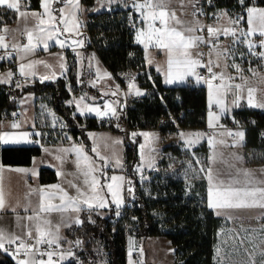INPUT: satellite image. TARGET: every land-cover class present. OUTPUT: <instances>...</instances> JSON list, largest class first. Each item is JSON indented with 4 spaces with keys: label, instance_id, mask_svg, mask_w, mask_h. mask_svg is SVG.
I'll list each match as a JSON object with an SVG mask.
<instances>
[{
    "label": "trees",
    "instance_id": "obj_1",
    "mask_svg": "<svg viewBox=\"0 0 264 264\" xmlns=\"http://www.w3.org/2000/svg\"><path fill=\"white\" fill-rule=\"evenodd\" d=\"M82 1L85 6H92L96 0ZM232 2L233 0H219V6L226 7ZM257 4H264V0H257ZM33 5L39 7V0H34ZM126 14L127 8L124 6L91 13L86 27L91 39L89 47L97 51L105 67L119 80L121 86L126 84L120 81V74L132 71L136 73L139 86L146 90L139 100L127 105L125 116L119 120L113 119L112 124L106 126L117 132L126 131L127 134L126 168L135 182L138 234L142 238L168 237L175 248L174 264H219L215 260V243L222 219L208 205L205 178L190 191L185 182L175 176H168L166 181L158 184L150 197L138 189L136 167L140 162V136L131 137L132 132L157 127L161 115H173L182 128L199 127L206 118L207 94L204 86L164 85L161 75L147 66L144 49L135 41V32L129 28ZM16 21L17 13L0 7V29ZM73 78L72 70L68 79L35 81L22 88L0 84V119L6 112L17 109L16 103L20 96L26 92H34L39 100L46 101L52 107L55 115L60 114L64 118L71 133L80 135L90 150L91 142L86 136V130L105 125L98 124L94 116L74 115V106L67 104L70 97L67 83L72 82ZM234 114L242 120L253 118L254 124L245 127V155L253 164H264V109H236ZM159 128L163 132L176 130V126L172 124L160 125ZM165 150L177 153L179 149L175 144H170ZM41 153L42 148L38 145L5 146L0 142L2 165H30ZM56 180L57 173L54 169L41 168L42 183ZM110 217L96 214L92 223L88 219L86 208L83 210L82 225L70 228L67 232L72 238L86 240L81 252L83 260L67 261L64 264H88L97 253V244H104L108 248L110 264H127L126 231L123 228L114 230ZM0 264L17 262L0 249Z\"/></svg>",
    "mask_w": 264,
    "mask_h": 264
},
{
    "label": "crops",
    "instance_id": "obj_2",
    "mask_svg": "<svg viewBox=\"0 0 264 264\" xmlns=\"http://www.w3.org/2000/svg\"><path fill=\"white\" fill-rule=\"evenodd\" d=\"M127 1L128 0H96L92 6H85L83 4V1L79 0L80 9H81V11L77 13V19L80 22V27L78 29L79 35L66 34L65 36H62L61 39H65L67 41V46L64 48H61L54 41H48L49 46L47 49H45L43 45H41L35 50V52L29 53L27 56H25L24 59H21V53L17 51L16 56L19 65L21 63L28 64L30 62L45 61L47 65L51 66V67H46L45 64L35 63L33 69L31 70L35 72V75L29 74L33 78V82L52 81L57 78L68 79L73 70L74 72L73 81L72 82L68 81L67 83L70 92V97L67 100V104H69L68 101L70 100L79 101L80 97H84V100L81 102L80 105L82 108L85 105H88L93 107L99 106L101 110H106V105L111 104L112 107L115 108L116 110V115L115 116L108 115V117L115 120H119L120 118L126 115V108H127V105L123 104L118 98V92L121 88V84L114 75L112 74L105 75L106 73L109 74L110 72L101 61L97 51L94 48L89 47L91 43V39L87 31L86 23L89 19V14L100 12L103 10H111L118 6L126 7ZM33 2L34 0H26V7H25V0H22V9L29 12L32 11L42 12L43 9L41 7V0H39V7H35L33 5ZM137 2H143V0L134 1V3ZM192 3H189L188 0H185L186 7L184 6L183 8H181L180 0H172L171 5L169 6V9L175 10L177 17L181 21L185 22L183 25V27L185 28L193 27L194 22L196 20H198L202 24V20L193 16L191 12ZM251 6H256V5H251ZM60 7H63V4H53L54 9H59ZM185 10H188L191 13L192 17L191 16L186 17L184 15ZM220 11L227 13L225 7H220ZM55 14L59 15L58 12ZM225 19L227 18H224V20ZM17 20H18V14H17ZM81 21H84L85 25L82 24ZM31 22H32L31 25L32 28L33 27L32 19ZM169 23L172 24L173 22L170 21ZM9 25L5 26L7 27V29H9V31L5 34L6 43L8 39L11 40V38L13 39V37L16 36V31L14 30V28H9L8 27ZM159 26H160L159 22H157L156 27ZM246 27L248 30L249 25L246 24ZM141 29L147 30V22L143 19L137 24L136 28L134 29L135 41H136V32ZM21 31L25 32V29L21 28L19 30V33ZM195 34L199 35L198 32ZM72 40H82L83 44L82 46L72 44L71 43ZM225 41H226L225 39L222 41L217 52H221L225 48ZM26 43H27V39L24 44ZM18 44L23 45L20 42L19 36H18ZM138 44H140L144 49L145 61L147 66L149 68H153L158 74L161 75L164 85L166 86L184 85L191 77H193V76H188L183 81L176 80V82L171 84L165 83V79H166L165 73H166L167 59H168L166 52L162 49L155 47L154 44H150L147 48H145L144 44L141 43ZM262 50L264 51V48ZM190 51L192 52L193 58H198L197 48L191 49ZM71 59L75 60L73 64H70ZM220 63L223 62L218 59L215 60V65L219 74L222 73V71L219 70ZM61 64L64 65L63 69L61 68ZM92 68H95L98 74L103 75V78L100 82H96L93 80L91 76ZM63 72H65L64 76L62 75ZM6 73L8 72L0 71V79H3ZM43 76L52 77V78L41 80V77ZM223 76H224V82L226 84L231 85V83L229 82L230 77L228 75H225V73H223ZM133 83L136 85V88L139 89V91L140 90L143 91V88L139 86L137 81H134ZM0 84H4V83H0ZM9 84L10 83H8L7 85ZM127 89L129 92L135 93L136 91L135 89H130L129 84L127 85ZM229 91L230 89L227 90L224 94H218L216 92V89L214 91V100L221 99L225 104V111L221 113L219 106L213 103L216 105V110H218L217 116L219 118L222 116L234 114V110L232 111L235 105L233 103L234 98L228 94L230 93ZM113 93H115V95H113ZM206 94H207V86H206ZM242 100H245L247 102L246 98H242L241 101ZM207 104H209L208 99H207ZM69 105L74 106L75 108L74 113L77 115L83 117L85 116H94L96 118L99 117L95 113L85 112L84 114H80L75 104H69ZM16 106L17 109L6 112L5 115H3V117L0 119V132L34 133V130H37L39 126L48 123V119L46 118L44 111L50 112V110H52V107L46 101L39 100V96L34 92H26L22 96H20L16 103ZM253 108L264 109L261 107H253ZM17 115H19V117H16ZM216 121L217 119H215V121H213L212 123L215 124ZM13 123H18L20 127L18 129L12 128L11 125ZM207 123L209 125L208 120ZM152 129L159 130L162 134H168L170 132H173V131L163 132L159 127H155ZM176 130H188V131L193 130V131H202L204 133V138H202V140L197 141V143H194L195 144L194 148L199 147V145L202 144L205 147V150H207V164L205 168L206 169L212 168L213 183L224 181L225 184H227L231 180H239L240 183L234 184L233 186L244 187L245 180L251 179L253 183L247 185L248 187H264V184L259 183L260 181H264V164H253L250 162L249 158L245 155V149H244L245 129L239 130L244 132V138L238 144H234L233 142L239 140V138L238 137L234 139L230 138L229 135H227L228 132L225 130L214 131L212 134H208L206 131L198 128H181ZM85 133L87 138L91 142V147L92 148L96 147L98 151L106 152L107 150H113L114 148H117L118 156L122 166H117L116 168H119V170H121L124 174L123 167L126 162V136L124 132H117L105 126L97 129H88L86 130ZM208 138L213 139L212 145H209ZM29 139L34 141L33 135L30 136ZM100 140H103V142L101 143ZM115 141H120V143H115ZM175 141H181L187 148H189L191 145L188 144L183 139L172 140L170 142H167L163 146L161 152H163L164 147L170 145L171 143H178ZM219 141H225V143L221 144L219 143ZM1 143L5 146L34 144L42 148V153L36 156L30 165L3 164L4 170L2 174H0L3 177V187L5 190V199H6L5 208L0 210V227L4 228L6 233L8 234L18 235L25 239L26 237L24 236V233L28 230V228H34L35 221L30 222L27 221L26 219H21L18 221L17 216L23 218L33 215L32 209H35L37 207L40 197L36 192H33L32 190L40 189V188L51 190L48 188V186L58 184L65 191L68 192L69 196L76 197L77 195L76 189L71 185L72 184L78 185L82 189L85 187L83 184V176L82 174H80V169H78L76 165L77 157L75 159L70 158L75 153L71 151V149L73 148V146H82L85 153H87V155L89 153L87 151V146L85 142L81 139V136L74 134H71L69 137L66 138V140L62 138H58L54 141H50V142L43 141L38 144L26 143V142L19 144L3 143V142ZM44 149H48V151L45 152ZM63 149H68L69 151L64 152L62 151ZM214 155L216 156L215 162L212 159ZM57 156H60L62 160H57L56 159ZM236 156H240L243 159L237 160ZM110 162H113V164L110 165ZM231 165H234L235 167L232 168L230 167ZM115 166H116L115 160L114 161L110 160L107 163V167L103 168L106 175L104 176L103 182L101 184L106 185L107 183L111 182L106 180L107 173L109 170L112 171L113 173V171L115 170L114 169ZM42 167H49L51 169H54L57 173V180L53 182L42 183L40 181V170ZM16 168L29 169V170L34 169L36 175H33L31 172H16L9 170ZM238 169L249 170L251 175L247 178L243 175V172H240V174L237 175ZM58 172L62 174L58 175ZM205 179L207 181V201L209 205V200H208L209 181L207 179L206 172H205ZM104 193L105 195H107V197L106 196L105 197L108 201L107 207L105 208L88 209L86 207L81 206V211L79 213L69 211L67 213L60 214L53 212L50 215L46 216L47 219L51 220L52 225H56V224L61 225L59 230L60 239L71 238L67 233L68 230L70 228L79 227L82 225V224L72 223L71 227H67L63 223H61V221L64 220L67 221L68 223H71V220L77 217L79 220L83 221V210L85 208L88 219L92 223L94 222V220L92 217L90 218V214L88 215L89 212L98 213L102 217L111 216L113 211L116 209V206L112 201L111 194L108 193L107 190H105ZM59 202H60L59 199L52 200V203L58 204ZM29 203L31 207L28 209V211H25V206H28ZM13 208H15V211L12 210ZM211 209L214 211L216 216L222 219L221 225L217 231V240L215 243V260L219 264H228V262L225 261L226 259L219 261L216 256H227L226 254H228L230 251L229 247L235 243H238L239 238L241 237H245V239L249 241L250 240L254 241L253 245H255L258 248L259 252L264 251V248L261 249V245L264 243V209H261L259 207L242 208V209H235V208L233 209L211 208ZM99 211L102 213H99ZM53 231H55L54 228ZM33 236H36L35 231L33 232ZM153 237L154 236H148L146 239L148 241ZM158 237H162V236H158ZM4 243H7V240ZM222 246L224 247L223 251L222 252L219 251V255H218L217 250L218 249L220 250V247ZM37 247L39 248V245ZM63 253L67 258L64 259L62 262H56L52 257V260L55 262V264H64L65 262H67L68 252L65 251ZM32 258H35L36 260H40L37 258L36 255L34 257L26 256L24 259H32ZM41 260H47V258ZM94 260L95 259L92 258V261H88V264H93ZM127 263H128V257H127Z\"/></svg>",
    "mask_w": 264,
    "mask_h": 264
},
{
    "label": "snow or ice",
    "instance_id": "obj_3",
    "mask_svg": "<svg viewBox=\"0 0 264 264\" xmlns=\"http://www.w3.org/2000/svg\"><path fill=\"white\" fill-rule=\"evenodd\" d=\"M189 3H192V0H188ZM199 0H195V3H198ZM206 2H210V0H206ZM172 0H143V2H137L133 4V7L140 12V15L143 20L147 22V30H138L136 32V41L138 43L144 44L145 48H147L150 44H154L155 47L162 49L166 52L167 59V68H166V79L165 83L171 84L176 82V80L183 81L188 76H194L196 78V83H201L202 78L199 77L195 71L197 67L206 68L207 72L211 74V78L207 80H203L204 83L207 84L209 88V107L211 108L212 104L215 103L219 106L221 113L225 111V104L221 99L213 100V88L214 85L212 83L213 80L220 79L221 83L216 85V92L218 94H224L229 89L241 90L244 86L241 84H226L224 82L223 73L219 75L213 73L212 69V61L209 60L208 64H203L202 61L198 58L192 57L191 49L197 48L200 43L209 44V40H205L203 36L196 35L195 33L199 31H203L205 28L207 30L208 36L212 38L218 39L219 36H233L237 37V32L239 31L240 36H244L247 38V47L251 51L252 49L257 47V43H254L251 39L254 35H258L260 37L258 41V45L261 48H264V8H258L255 6H248L245 8L246 13V23L249 25L248 30L237 29L232 27L231 25H238L241 20L244 19L243 16H237L235 19L228 17L226 12H220L217 15V19L227 18L229 27H221V26H211V25H201V23L196 20L194 22L193 27H183L184 21H181L177 15L175 10H170L169 6L171 5ZM238 3L242 6L245 3V0H238ZM53 4H63V7L59 9H54ZM185 6V0H180V7L183 8ZM0 7H4L8 10H12L18 14V16L24 19L25 22L28 21L29 18L33 20V27L31 29H25V34L27 36V43L23 45L13 44L12 48L21 53V59H24L29 53L35 52V50L43 45L45 49L48 48V41H54L61 48L67 46V41L65 39H61L62 36L66 34H75L79 35V27L80 22L77 19V13L81 11L79 0H41V7L43 9L42 12L36 11H22V0H0ZM26 7V0H25ZM195 7V4H193ZM59 13L56 15L55 13ZM197 13L203 14L202 9H196L193 12V16H196ZM173 23L170 24L169 22ZM159 22V27H156V23ZM179 26V27H178ZM182 29V30H181ZM9 31L7 27L0 29V49H7L9 45L6 41V33ZM187 33V35H186ZM72 44L82 46V40H72ZM225 58H227L228 50L224 49ZM253 55H258L261 58H264V51L259 53H252ZM6 55L11 57L12 52H7ZM202 55L201 53H197V57ZM220 53H217V57L219 58ZM5 57L0 56V60H3ZM151 62V61H149ZM35 63L45 64L46 67H51L47 65L45 61H36L30 62L28 64L21 63L19 65V71L22 75H35V72L31 71L34 67ZM218 66V65H217ZM239 70L238 65H233ZM61 68H64V65L61 64ZM27 70V71H26ZM14 74L9 71L6 73L3 79H0V83L8 84L11 83V78ZM110 75V74H105ZM52 77L43 76L41 80L50 79ZM231 79V78H230ZM243 79V77L241 78ZM20 87L19 84L16 85ZM95 86V85H93ZM130 89H135L136 95H142V93L136 89V85L134 83L129 84ZM256 92L255 88L248 87L247 88V103L249 106L253 107H261L264 108V103H254V93ZM115 95V93H113ZM240 97L237 96V99L233 101L234 104L238 106ZM84 100V97H80L79 101L70 100L69 104H75L79 113L84 114L95 113L99 117H105L108 115L115 116L116 110L112 107L111 104L106 105V110H101L99 106H88L85 105L83 108L80 106L81 102ZM75 115V113H74ZM219 119L218 116H215L214 113L209 112V126L214 127L215 125L212 123V118ZM64 125L61 124V127ZM12 128L18 129L20 125L18 123H13L11 125ZM32 135L40 136L41 133L35 132H20V133H9V132H0V142L3 143H39V141L30 140L29 137ZM91 135V134H90ZM138 135L137 133H132V136L135 137ZM139 135H143L147 138L150 134L148 133H140ZM196 136L198 139L203 135L200 133L191 134ZM229 136H236L239 140L234 141V144H238L244 138L243 131H237L235 133L228 132ZM183 137L184 134L181 133ZM195 141L189 140L188 144H192ZM115 143H120V141H115ZM209 145L213 144V139L208 138ZM219 143L224 144L225 141H219ZM141 148V159H144L143 156V148L144 145H140ZM45 152L48 149H44ZM62 151L67 152L68 149H63ZM71 151L76 154V165L78 169H82L81 174L83 176V184L85 188H81L78 185L72 184L71 186L76 189V197L69 196L68 192L65 191L60 185H50L48 186L51 190H46L44 188L34 189L33 192H36L39 197V203L35 209H32L33 215L27 217H19L17 216V220L26 219L27 221H35L34 228H28V230L24 233V236L28 239L33 238V232L35 231V244H27L25 239L21 236L8 234L5 229L0 227V248L4 247V242L7 240L9 244H16L19 241V246L17 248V252L21 249L24 250L25 256H47V260H36L32 259H21L17 261V264H55L52 260L54 255L51 251L40 252L38 245L47 244L49 247L52 245H58L60 241L59 230L60 224L52 225L51 220L47 219L46 216L50 215L53 212L64 214L69 211L79 213L81 211V206L86 207L88 209L93 208H105L107 207L108 201L105 197L104 190L106 188L108 193H111L112 201L116 204L117 208L123 203V200L120 198V184H116L117 181L124 182L125 177L113 175L108 177L111 181L106 185L101 184V180L98 178L97 173L101 175H106L103 172V168H98L96 166V162L93 157H90L85 153L82 146H73ZM93 153L96 154L97 157L101 161H105L107 157L101 156L96 147L91 149ZM57 160H62L60 156L56 157ZM215 162L216 156L212 157ZM237 160H242L243 158L240 156H236ZM116 166H122L119 158L115 159ZM151 167V164L149 165ZM104 167H107L105 164ZM230 167L234 168V165ZM3 165L0 164V174L3 172ZM10 171L16 172H31L33 175H36L35 170L29 169H9ZM140 166H137V171H140ZM201 172H206L207 179L209 181L208 188V200L209 207L213 209H242V208H254L259 207L264 209V187H248L253 183L251 179L245 180L244 187H235L234 184L240 183L239 180H231L227 184L224 181H219L218 183H213V175L212 168L200 169ZM243 172V175L247 178L251 175L249 170H237V175ZM62 173L58 172V175ZM130 183V181H129ZM259 183L264 184V181H260ZM86 189V190H85ZM131 192V189H129ZM82 198V199H79ZM59 199V203H52V200ZM6 206L5 199V190L3 187V177L0 175V210L4 209ZM31 207L30 203L28 206H25V211ZM15 211V208L12 209ZM219 214V213H218ZM117 215L119 213L117 212ZM63 223L67 227H71L72 223L82 224L83 221L79 220L78 217L71 220V223L62 220ZM53 228L55 231H53ZM77 245L82 242L77 240L75 242ZM218 255H219V249ZM59 255L60 260H64L67 257L64 253H55ZM72 252L68 253V256H73ZM260 255L264 257V251H261ZM129 257L131 258V249H129ZM129 264H132L131 259L129 260ZM143 264V262H141ZM254 264V261H253ZM264 264V261H262Z\"/></svg>",
    "mask_w": 264,
    "mask_h": 264
},
{
    "label": "built area",
    "instance_id": "obj_4",
    "mask_svg": "<svg viewBox=\"0 0 264 264\" xmlns=\"http://www.w3.org/2000/svg\"><path fill=\"white\" fill-rule=\"evenodd\" d=\"M135 0H128L126 4L127 8V21L128 26L130 29H135L137 24L142 20V17L140 15V12L137 11L136 8L133 7ZM248 1L250 2H256L257 0H245L244 5L238 3V0H233V2L225 7V10L228 13V17H231L232 19H235L237 16H243L244 19L241 20V22L238 25H231L232 27L243 30H247L246 27V13L245 8L247 7ZM193 4H195V7H193ZM219 6V0H210V2H206V0H199L198 3H195V0H193V3L191 5V12L193 14L196 9H202L203 14L197 13L195 17L202 20L201 25H211V26H221V27H229L228 19L220 18L217 19V15L220 11ZM82 24L85 25L84 21H81ZM200 36H203L205 40H209V44L200 43L197 47V53H201L202 55L198 56V59L202 61L203 64H208L209 60L212 61V69L213 73L219 75V72L217 71L215 60L218 59L222 61L225 64L230 63L234 58V47L237 46V44L242 41L244 36L239 35V31L237 32V37H233L231 35L229 36H219L218 39L212 38L208 36L206 28L203 31L198 32ZM224 37H228L230 40H232L234 43L231 46L225 45L224 49L228 50L227 58H225L224 49L221 52H217L218 48L220 47L222 41L224 40ZM19 39L21 44H24L26 42L27 36L24 31H21L19 33ZM247 39V38H246ZM252 41L254 43H257V47L252 49L251 51L246 49L245 51V57H244V63L245 66L248 68H255L260 65V63L264 60V58L259 57L258 55H253L252 53H259L263 51L261 47L258 45V41L260 37L258 35H254L251 37ZM7 44L9 47L7 49H1L0 50V56H4L5 58L3 60H0V71H11L14 75L11 78V83L14 88H22L28 84H31L33 82V78L29 75L25 76L22 75L19 71V62L17 60V50H14L12 48V45L14 44L10 39L7 40ZM7 52H12L11 57H8L6 55ZM217 53H220L219 58L217 57ZM75 62L74 59H71L70 64H73ZM197 75L202 78L201 83H196V78L193 76L191 77L186 85L188 87L193 86H204L206 88L207 84L203 82V80H207L211 78V74L207 72L206 68L204 67H197L195 69ZM111 75V73H109ZM62 75H65V72L62 73ZM91 76L94 81L100 82L103 78V75H100L96 72L95 68L91 69ZM120 81L124 82L126 85L121 86L119 92H118V98L120 101L128 105L130 102L139 100L141 98V95H136L134 92H129L127 89V85L130 83H133L136 81V73L132 71H126L120 74L119 76ZM213 85H219L221 83L220 79H216L212 81ZM19 84L20 87H17L16 85ZM104 107V106H103ZM250 106L245 100H242L239 102V105L237 109H246ZM216 110V105L212 104L211 108L209 107V104L206 106V118L204 120V123H202L198 129L206 131L208 134H212L214 131H220L225 130L227 132H237L241 129H245L247 125L254 124L252 117H247L246 120H242L240 117H238L235 114L226 115L220 117L216 122L214 127H210L207 123V116L210 111ZM5 115V114H4ZM16 117H19L17 115ZM98 124L110 126L112 124L113 119L105 116V117H98L97 118ZM124 121V119H123ZM61 124L64 126L61 127ZM164 124H172L176 126V129H181L182 127L179 124V121L177 118H175L173 115H161L158 121L157 127ZM127 129V128H126ZM35 132L41 133L40 136L33 135L34 141L40 142H50L54 141L58 138H62L66 140L67 137H69L71 133V128L66 125L64 118L60 114H56L54 118L52 119V122L50 124H43L37 128V130H34ZM230 138L234 139L237 138L236 136H229ZM38 144V143H35ZM113 162H110V165H112ZM125 204L121 207L116 208L113 213L111 214V224L114 226V230L117 228H123L126 231V248L131 249L133 252V260L135 264H141L143 261V255L141 250V243L142 238L138 234V228H137V222H138V216L136 214V209L138 206V203L136 201V191H135V182L132 176L129 172L125 171ZM112 171H108L107 173V181H110L108 177H111ZM130 181V183H129ZM129 189H131V192H129ZM117 212L119 215H117ZM80 239L78 238H68V239H60L58 245H52L49 247L47 244L39 245V251L40 252H46L51 251L54 253H63L65 251L72 252L73 256H68L67 261H73V262H80L81 259V252L82 247L81 244L77 245L75 242ZM25 242L27 244H35V236H33L32 239L25 238ZM19 246V241L16 244H9L4 243V247L0 248L3 250L6 254H8L14 261H18L21 259H24L26 256L24 254V250L21 249L19 252H17V248ZM38 259H46L47 256H39L36 255ZM53 259L56 262H62L63 260H60L59 255L54 254Z\"/></svg>",
    "mask_w": 264,
    "mask_h": 264
},
{
    "label": "rangeland",
    "instance_id": "obj_5",
    "mask_svg": "<svg viewBox=\"0 0 264 264\" xmlns=\"http://www.w3.org/2000/svg\"><path fill=\"white\" fill-rule=\"evenodd\" d=\"M251 5H256L255 7L258 8H264V4H257L256 2H250L247 3V7ZM186 7V4H185ZM22 11H26L21 9ZM184 15L186 17H190L191 13L188 10H185ZM192 17V16H191ZM32 25L31 18L28 19L27 22L24 21V19L20 18L18 16V20L15 24H10L9 28H14L16 31V36H12L11 41L14 44H18V36H19V30L21 28L23 29H30ZM13 30V31H14ZM225 45H233V41L230 40L228 37H224ZM247 49V39L244 38L242 41H240L237 46L234 47V58L233 60L228 63H220L219 70L222 71V73H225V75H228L231 79L229 82L231 85L233 84H241L244 87L241 90L236 89H230V93H228L230 96H232L234 99H237V96L240 97L239 102L242 98L247 99V88H255L256 92L254 93V103H264V61L260 63L259 66L255 68H248L245 66L244 63V57H245V51ZM233 65H238L239 70H237L236 67ZM30 76V75H29ZM243 77V79H241ZM138 83V82H137ZM137 89V88H136ZM215 86L213 88V100H214V91ZM139 90V89H138ZM142 93V96L145 94L146 90L143 89V91L140 90ZM19 99V98H18ZM207 99L209 102V88L207 86ZM232 100V101H233ZM238 102V105H239ZM238 106L235 104L232 111L235 110ZM215 114V116L218 115V110L210 111ZM44 114L46 118L48 119V122L52 121V119L55 116L54 110L44 111ZM207 120L209 121V113ZM215 121V117L212 118V122ZM138 135L140 133H148L150 134L147 138H145L143 135L140 136V142L138 146V153H139V159L140 162L138 166H140L141 170L137 171L138 173V182H139V190L145 194L146 196L150 197L155 192L154 188L158 184L163 183L166 181L168 176H175L177 178L182 179L185 182V185L187 186L188 191H190L192 188L195 187L196 184H200L203 178H205V172H201L200 169L204 168L206 169L207 164V150H205V147L200 144L199 147L194 148V143H197V141L202 140L204 138V133L202 131H188V130H176L173 132H170L168 134H162L159 130L147 128V129H138L135 132ZM181 133L184 134V136H181ZM194 133H200L203 134L199 139L196 136H193L191 134ZM125 136H127L126 131L124 132ZM132 137V134H131ZM183 139L186 142L189 140L195 141L190 145L189 148L185 147V145L181 141H175L178 143H171L175 144L178 147V152L174 153L171 151H166L164 147L163 152H161L163 146L172 140H178ZM101 143L103 140H100ZM86 144V143H85ZM144 145L143 148V156L144 159H141V148L140 145ZM87 146V145H86ZM92 149V147H91ZM91 149L89 150L87 147L88 155L90 157H93L96 166L98 168H104V165L112 160L114 161L116 158H119L118 156V150L117 148H114L113 150H107L106 152L99 151L101 156L107 157L105 161H101L99 157L96 156L95 153L91 152ZM72 153V152H71ZM74 156V157H73ZM72 157L70 158H76V154L74 153ZM161 156V157H160ZM151 164V167L149 166ZM114 167V171L112 173L116 176H123L124 174L119 168ZM124 172L127 171L126 168V162L123 167ZM137 170V167H136ZM82 169H80L81 174ZM104 172V169H103ZM105 173V172H104ZM98 178L101 180V183L103 182L104 176L100 173H97ZM116 184H120V198L123 200V203L121 206L125 204V181L120 182L117 181ZM85 187V186H84ZM106 190V188H105ZM104 190V191H105ZM111 194V193H110ZM107 197V195H105ZM114 203V202H113ZM116 206V204L114 203ZM120 207V206H119ZM117 208V206H116ZM99 213H102L99 211ZM90 214V218L92 217L95 221V215L98 213H88ZM142 238V237H141ZM80 239L81 247L82 249L85 248L86 240L83 238ZM141 243V252L143 255V264H174L175 259V248L172 244L171 240L166 237H158L154 236L152 239L148 240L146 238H142ZM235 242V241H234ZM254 241L247 240L245 237L239 238V242L233 244L229 247L230 251L227 256H216L217 259L225 260L228 262V264H262V261H264V257H262L261 253L258 251V248L253 245ZM96 254L93 257L94 263L93 264H110V255L109 250L106 248L104 244H97L96 245ZM223 246L220 247L219 251H223ZM264 248V243L261 245V249ZM128 257V263L129 260H133V252L131 250V258L129 257V250L126 248V259ZM83 260V255L81 253V259L80 262ZM87 262V261H86ZM132 264L134 263V260L132 261Z\"/></svg>",
    "mask_w": 264,
    "mask_h": 264
}]
</instances>
